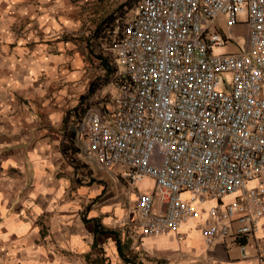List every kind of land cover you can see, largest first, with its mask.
I'll return each mask as SVG.
<instances>
[{"label":"crops","instance_id":"obj_1","mask_svg":"<svg viewBox=\"0 0 264 264\" xmlns=\"http://www.w3.org/2000/svg\"><path fill=\"white\" fill-rule=\"evenodd\" d=\"M109 8L103 0H0V264H259L253 236L207 244L198 228L204 209L176 232L141 234L136 205L124 201L128 184L94 156L108 174L88 169L79 124L90 108L104 110L115 88L111 39L131 17L121 4L105 16ZM245 19L231 29L236 43ZM152 194L162 207L160 191ZM260 222L259 235L264 214Z\"/></svg>","mask_w":264,"mask_h":264},{"label":"built area","instance_id":"obj_2","mask_svg":"<svg viewBox=\"0 0 264 264\" xmlns=\"http://www.w3.org/2000/svg\"><path fill=\"white\" fill-rule=\"evenodd\" d=\"M133 9L111 39L115 92L79 124L83 149L103 168L123 165L116 174L128 185L154 178L164 205L136 193L141 234L176 232L204 209L207 244L253 236L264 264V0H137ZM228 43L237 49L214 52Z\"/></svg>","mask_w":264,"mask_h":264},{"label":"rangeland","instance_id":"obj_3","mask_svg":"<svg viewBox=\"0 0 264 264\" xmlns=\"http://www.w3.org/2000/svg\"><path fill=\"white\" fill-rule=\"evenodd\" d=\"M106 1V5H109V11H106L105 16L112 14L114 12V9L116 7H118L120 4L121 6H124L126 8H128L127 12L129 13H134V5L136 4L137 0H103ZM120 8V7H119ZM118 11V10H117ZM214 24L218 25V27H224V17L223 16H219L214 20ZM226 30V29H225ZM244 40L243 38V33L240 32V34L236 35V41L237 43H242ZM235 44L229 45H225V46H218V47H214V52H221V51H227L230 50V48H233ZM117 60H116V64H117ZM118 66V65H117ZM119 68V67H118ZM111 91V93L115 92V88L112 86V84H109V87L107 88ZM81 152V151H80ZM81 156H84V159L87 161L86 165L88 166V169H90L91 173L94 176H98L100 177L99 174H102L104 172H106L105 170L95 167L94 165V160L85 152L82 153L81 152ZM77 158V157H76ZM79 159L77 160L80 161V157H78ZM124 168L123 165H116L113 169L115 172H120L122 169ZM106 174H108L106 172ZM107 181H109V179H107ZM155 190H158L156 187V183L155 180L152 176L150 175H145L141 180L137 181L134 185H127V190L126 193L124 194V201L125 203L130 204V207L135 206L136 205V201L133 200L132 197V192H154ZM132 191V192H130Z\"/></svg>","mask_w":264,"mask_h":264}]
</instances>
